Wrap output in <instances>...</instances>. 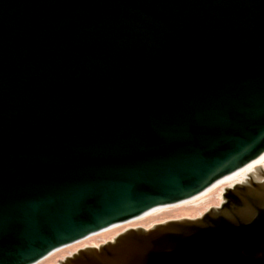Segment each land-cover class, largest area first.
<instances>
[{
  "label": "water",
  "instance_id": "obj_1",
  "mask_svg": "<svg viewBox=\"0 0 264 264\" xmlns=\"http://www.w3.org/2000/svg\"><path fill=\"white\" fill-rule=\"evenodd\" d=\"M263 153L264 0H0V264H264V167L159 209Z\"/></svg>",
  "mask_w": 264,
  "mask_h": 264
},
{
  "label": "bare ground",
  "instance_id": "obj_2",
  "mask_svg": "<svg viewBox=\"0 0 264 264\" xmlns=\"http://www.w3.org/2000/svg\"><path fill=\"white\" fill-rule=\"evenodd\" d=\"M263 161H264V153L261 154L258 158L254 159L253 161L248 163L247 165H245L244 167H242V168L236 170L235 172H233L231 174H228V175L224 176L223 178L217 180L216 182H214L211 186H209L206 190H204L200 194H198V195H196V196H194V197H192L190 199L184 200V201H182L180 203H177V204H184L186 202H191V201H195V200H198L200 198H203L209 192H211L214 189V187H215L217 182H219L221 180H236V179H240L245 174V172H246L247 168L249 167V165L254 164V165H256V166H258L260 168L263 165ZM177 204H174V205H177ZM169 206H172V205L162 206V207H159V209L163 210V209H165V208H167ZM114 229H115V227L109 226V227H107L105 229L100 230L99 233L102 234V233H105V232L112 231Z\"/></svg>",
  "mask_w": 264,
  "mask_h": 264
},
{
  "label": "rangeland",
  "instance_id": "obj_3",
  "mask_svg": "<svg viewBox=\"0 0 264 264\" xmlns=\"http://www.w3.org/2000/svg\"><path fill=\"white\" fill-rule=\"evenodd\" d=\"M262 167H264V161H263V165H262ZM210 193H211V192H209L205 197H207ZM205 197H203V198H205ZM200 199H201V198H200ZM196 201H197V200H195V201H191V202H186V203H184V204L172 205V206H169V207H167V208H165V209H163V210H161V211L170 214V213H172L175 209H177L180 205H182V207L184 208L185 211H188V210H190V206H191L192 202H196ZM112 231H114V230H112ZM112 231H109V232H112ZM109 232H105V233H109ZM105 233H102V234H105ZM87 246H90V245H87Z\"/></svg>",
  "mask_w": 264,
  "mask_h": 264
}]
</instances>
